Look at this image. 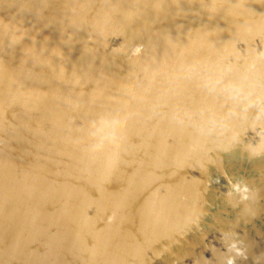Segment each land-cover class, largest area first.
<instances>
[{"label":"water","instance_id":"95a60500","mask_svg":"<svg viewBox=\"0 0 264 264\" xmlns=\"http://www.w3.org/2000/svg\"><path fill=\"white\" fill-rule=\"evenodd\" d=\"M259 216L264 0H0V264H248Z\"/></svg>","mask_w":264,"mask_h":264},{"label":"bare ground","instance_id":"6f19581e","mask_svg":"<svg viewBox=\"0 0 264 264\" xmlns=\"http://www.w3.org/2000/svg\"><path fill=\"white\" fill-rule=\"evenodd\" d=\"M256 220L258 221V223H264V216L256 217ZM254 222H255V219L250 218V219L246 220L245 222L242 221V223H239L240 225L239 224L232 225L231 232L234 231L236 233V231H240V228H239L240 226H242L244 228L248 225H250V227L248 229L251 231V233H252V231L254 232V231L261 230L258 227H256L257 225H256V223L254 224ZM254 226H255V228H254ZM253 234H251V235H253ZM217 254H219V253L217 252ZM248 256H250L252 259L255 256L257 257L255 259V262H253V264H261L263 262V259L260 257L261 255L257 254V252L249 251ZM249 263H250V260L248 259V264Z\"/></svg>","mask_w":264,"mask_h":264},{"label":"flooded vegetation","instance_id":"af4514ba","mask_svg":"<svg viewBox=\"0 0 264 264\" xmlns=\"http://www.w3.org/2000/svg\"><path fill=\"white\" fill-rule=\"evenodd\" d=\"M261 230L262 231H264V227L263 228H261ZM254 232L252 231V233L251 234H253ZM261 256L263 257V262L261 263V264H264V253H262L261 254ZM249 264H253V261L252 260H250V263Z\"/></svg>","mask_w":264,"mask_h":264},{"label":"clouds","instance_id":"9594fccd","mask_svg":"<svg viewBox=\"0 0 264 264\" xmlns=\"http://www.w3.org/2000/svg\"><path fill=\"white\" fill-rule=\"evenodd\" d=\"M230 264H231V262H230Z\"/></svg>","mask_w":264,"mask_h":264}]
</instances>
